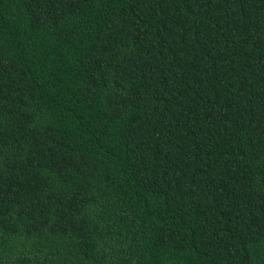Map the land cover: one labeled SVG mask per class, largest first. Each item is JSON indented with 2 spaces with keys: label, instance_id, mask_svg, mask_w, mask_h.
I'll return each instance as SVG.
<instances>
[{
  "label": "trees",
  "instance_id": "trees-1",
  "mask_svg": "<svg viewBox=\"0 0 264 264\" xmlns=\"http://www.w3.org/2000/svg\"><path fill=\"white\" fill-rule=\"evenodd\" d=\"M0 264H264V0H0Z\"/></svg>",
  "mask_w": 264,
  "mask_h": 264
}]
</instances>
